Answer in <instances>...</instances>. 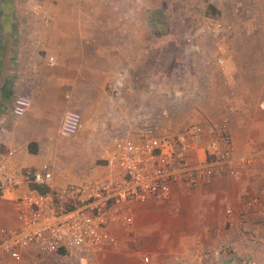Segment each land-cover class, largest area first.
<instances>
[{"label":"crops","instance_id":"0c3cea01","mask_svg":"<svg viewBox=\"0 0 264 264\" xmlns=\"http://www.w3.org/2000/svg\"><path fill=\"white\" fill-rule=\"evenodd\" d=\"M118 1L84 0L81 5L51 8L50 14L58 17L43 28L47 34L41 47L21 41L15 46V36L10 35L4 58L11 61L10 68L0 74V162L17 170L48 162V144L59 138L64 113L71 109L81 113L84 130H90L82 131L79 139L101 146L107 133L102 128H109L121 114L130 120L135 109H142L144 118L158 129L176 131L192 123L224 126L236 157L251 156L239 178L223 175L195 188L177 185L168 203L137 204L134 241L117 230V246L92 255L104 256V264H264V214L257 204L245 203L252 197L264 203V21L258 18L242 29L235 25L230 36L221 37L231 46L222 67L212 62L215 69L209 65L204 71L196 65L168 78L155 71L149 86L129 87L130 67L146 43L141 34L131 38V15L143 16L148 8L168 15H193L210 8L220 16L244 11L262 16L264 6L252 8L242 0H138L141 6L131 7L130 0L121 5ZM98 20L116 29V34L109 39L91 37L88 31L98 30ZM137 21L135 31L145 30V18ZM186 45L191 51L199 47L194 42ZM15 48L21 60L12 59ZM121 69L127 76L115 93ZM11 91L31 100L22 116L11 114ZM132 100H137L133 107ZM130 129L126 128L129 135L135 132ZM30 142L36 143V153L29 152ZM95 173L92 168L88 178ZM67 183L63 172L53 176L50 187L60 189ZM1 185L0 181V227H12L19 219L13 200L19 192L5 191ZM144 255L149 257L147 263L142 261Z\"/></svg>","mask_w":264,"mask_h":264},{"label":"built area","instance_id":"2783aa9c","mask_svg":"<svg viewBox=\"0 0 264 264\" xmlns=\"http://www.w3.org/2000/svg\"><path fill=\"white\" fill-rule=\"evenodd\" d=\"M203 34L223 37L231 26L208 19ZM217 65L225 63V50L219 44ZM114 92L124 86L126 72L119 70ZM31 100L18 95L11 114L22 116ZM135 109L130 120L135 132L115 137L102 156L101 171L81 183L50 187L54 173L48 162L37 168L17 170L0 162V181L5 191L18 190V223L0 227V264H23L28 250L63 252L68 256L94 254L118 244L117 230L134 241V207L149 200L165 201L177 185L195 188L223 175L241 176L251 156L236 157L231 137L224 126L192 123L180 130L158 129ZM83 127L77 110H67L59 135H75ZM47 186L40 192L32 185ZM246 205L257 204L264 214V203L252 197ZM147 263L149 257L142 256Z\"/></svg>","mask_w":264,"mask_h":264},{"label":"rangeland","instance_id":"374dc122","mask_svg":"<svg viewBox=\"0 0 264 264\" xmlns=\"http://www.w3.org/2000/svg\"><path fill=\"white\" fill-rule=\"evenodd\" d=\"M83 1L84 0H0V74L6 70L8 71L10 68L7 63L11 61L8 59L6 63L4 58L8 50L11 34L15 36V46L19 45L17 41H21L20 43L24 45L29 44L33 47L34 44H37L41 47L45 38L44 34H47V32L43 31V28H46L53 17H58V15L50 14L51 8L58 9L59 5L67 7L75 4L81 5L80 3H84ZM121 1L122 0L118 1L119 5H121ZM110 3L112 4V2ZM242 3H246L252 8L264 6V0H242ZM129 5L131 7L141 6L138 0H130ZM137 17L145 18L146 28L145 30H141V32L135 31L138 27ZM258 18H260L259 21H264V15L259 16L257 13L253 14L252 12L248 13V11H244L239 14H232V12H229L228 14L220 16L214 13L210 8H207L203 13L200 12L193 15L184 13L168 15L155 8H148L143 16H141V14L139 16L135 14L131 15V38H135L137 34H141V38H144L146 43L143 47L139 48V51L141 50V55L139 59H137L134 68L130 67L131 79L129 81L130 84L128 83L129 87L131 89L133 87L135 90L139 85H141V87L149 86V81H152V73L155 71H160V76L162 78H168L172 76L174 72L184 73L187 72V70L191 71L193 68L195 69L196 65H199L200 69L204 71H208L210 65V70H214L215 65L212 62H215L219 55V44L225 50V65L227 63V56L231 54V46H228L227 43H223L219 37L203 34L200 30L201 27L208 22V19H216L230 25L232 31L235 25L242 29L245 28L247 24L255 22ZM98 19L101 20L100 16ZM99 20L98 30L92 31L94 30L93 27L92 30L88 31V34L91 33V37L100 39H109L113 37L116 34V29L113 28L114 30H112L110 27H107L104 22L101 23ZM231 31L228 32V36L231 35ZM228 33L225 34L227 35ZM119 36L117 35L118 38ZM85 37H90V35ZM172 39L174 41L177 40V43ZM192 42L199 46L195 51H191L190 49L187 50L189 47H187L186 44ZM189 50L191 52H189ZM11 56L12 59L16 60H21V58H23V56L16 52V48L14 49V53H11ZM155 56L158 59V63H156L157 68H155L156 66L154 63ZM192 57H195V60L199 59L200 62L205 59L210 61V63L207 62L205 65H202V63H194L192 61L195 60ZM2 84V80L0 79V91L3 87H1ZM109 92L112 93L111 88ZM10 93L13 94H9V102L12 106L15 97L18 95L14 94L12 91ZM122 95L123 94L120 96ZM128 95L129 94H127V99L130 101L133 93H130V97ZM110 96L114 97V93L113 95L110 94ZM135 101L137 100L131 101L132 107L135 105ZM126 119L127 117L121 114L120 117L115 118L112 125L109 124V128H102L104 129V133L107 131V133H105V141H101L102 146L95 142L88 141L87 139H79L80 135H83L82 131L86 133L90 131L84 130V127L73 136L62 137L58 134L59 138L53 137V143L48 144L45 156L47 158L46 161L49 162L53 170L54 176L65 172L66 179L69 180L70 183H81L89 179L88 177L92 168L95 169V172L98 174L101 171L100 165L103 163L101 157L106 155L115 137L125 134L126 128H130L131 125L120 121H126ZM132 128L134 127L131 126V131ZM180 129L181 128H179V130ZM108 133L109 136L107 137ZM41 156L42 155H40V157ZM170 199L165 201L149 200L144 203L151 201L157 204H165L168 203ZM133 246L135 248L137 247V245ZM105 260L104 256H95L94 259L91 254L68 256L63 252H43L31 249L25 254L23 264H104Z\"/></svg>","mask_w":264,"mask_h":264},{"label":"trees","instance_id":"16d2710c","mask_svg":"<svg viewBox=\"0 0 264 264\" xmlns=\"http://www.w3.org/2000/svg\"><path fill=\"white\" fill-rule=\"evenodd\" d=\"M34 146V147H33ZM28 150H29V152H31V153H36L37 152V149H36V143H34V142H30L29 144H28ZM32 187L33 188H36L37 190H39L40 192H47V191H49L50 190V188L49 187H47V186H41V185H32Z\"/></svg>","mask_w":264,"mask_h":264}]
</instances>
